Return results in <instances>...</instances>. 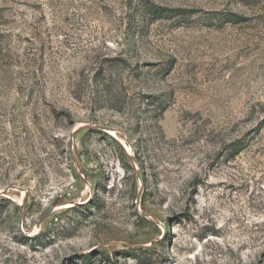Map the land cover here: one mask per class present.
<instances>
[{
    "label": "rangeland",
    "instance_id": "rangeland-1",
    "mask_svg": "<svg viewBox=\"0 0 264 264\" xmlns=\"http://www.w3.org/2000/svg\"><path fill=\"white\" fill-rule=\"evenodd\" d=\"M0 264H264V0H0Z\"/></svg>",
    "mask_w": 264,
    "mask_h": 264
},
{
    "label": "trees",
    "instance_id": "trees-1",
    "mask_svg": "<svg viewBox=\"0 0 264 264\" xmlns=\"http://www.w3.org/2000/svg\"><path fill=\"white\" fill-rule=\"evenodd\" d=\"M152 12H154L157 15L158 14H160V15L163 14V13H161L162 11L160 10V8L153 9ZM229 18H230V20H233L234 19L233 17H229Z\"/></svg>",
    "mask_w": 264,
    "mask_h": 264
}]
</instances>
